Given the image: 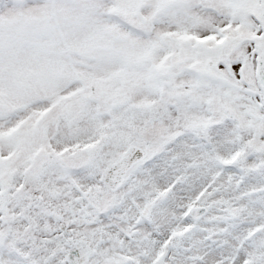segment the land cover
Instances as JSON below:
<instances>
[{
	"label": "snow or ice",
	"instance_id": "obj_1",
	"mask_svg": "<svg viewBox=\"0 0 264 264\" xmlns=\"http://www.w3.org/2000/svg\"><path fill=\"white\" fill-rule=\"evenodd\" d=\"M0 264H264V0H0Z\"/></svg>",
	"mask_w": 264,
	"mask_h": 264
}]
</instances>
